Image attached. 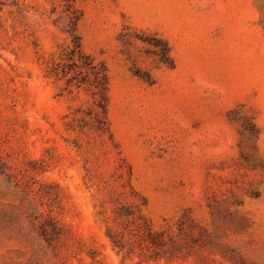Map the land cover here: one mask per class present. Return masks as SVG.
I'll list each match as a JSON object with an SVG mask.
<instances>
[{
  "label": "rangeland",
  "instance_id": "rangeland-1",
  "mask_svg": "<svg viewBox=\"0 0 264 264\" xmlns=\"http://www.w3.org/2000/svg\"><path fill=\"white\" fill-rule=\"evenodd\" d=\"M75 9L113 139L80 129L91 95L49 75ZM0 165V264H264V0H0ZM119 205L155 229L188 210L210 238L125 258Z\"/></svg>",
  "mask_w": 264,
  "mask_h": 264
},
{
  "label": "trees",
  "instance_id": "trees-1",
  "mask_svg": "<svg viewBox=\"0 0 264 264\" xmlns=\"http://www.w3.org/2000/svg\"><path fill=\"white\" fill-rule=\"evenodd\" d=\"M80 19V11L68 10L64 31L72 37V41L63 49L60 60L50 68L49 75L58 80H65V90H68L69 94H73L75 90H84L91 95L93 100L91 108L84 111V116L80 119H73L79 121L77 126L80 129L86 126L95 127L98 131L109 133L113 139L109 122V70L105 62L96 60L83 48L82 38L78 32ZM162 42L161 62L172 68L175 66V60L171 56V48L166 40ZM139 76L150 83L154 82L150 74L147 78ZM70 126L76 128V125ZM0 173H5L4 166L0 165ZM115 213L121 229L108 227L107 236L114 248L125 258L136 254L137 248L141 250L139 253L141 262L147 259L187 258L195 253L193 250L195 247L184 246H188L189 240H194L199 235L197 228L201 229L202 234L199 236L205 234L207 239L210 238L207 228L192 225L188 210L178 219L176 228L162 229H155L147 216L140 211L137 213L130 211L126 205H119Z\"/></svg>",
  "mask_w": 264,
  "mask_h": 264
}]
</instances>
